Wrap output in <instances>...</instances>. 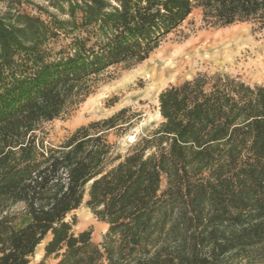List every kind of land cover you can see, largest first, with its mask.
Segmentation results:
<instances>
[{
    "label": "trees",
    "instance_id": "1",
    "mask_svg": "<svg viewBox=\"0 0 264 264\" xmlns=\"http://www.w3.org/2000/svg\"><path fill=\"white\" fill-rule=\"evenodd\" d=\"M0 4V264H31L44 242L37 264H264V84L215 74L169 86L160 123L125 153L110 136L132 127L127 108L54 145L44 128L193 9L264 30V0ZM82 204L107 226L100 243L73 232Z\"/></svg>",
    "mask_w": 264,
    "mask_h": 264
},
{
    "label": "rangeland",
    "instance_id": "2",
    "mask_svg": "<svg viewBox=\"0 0 264 264\" xmlns=\"http://www.w3.org/2000/svg\"><path fill=\"white\" fill-rule=\"evenodd\" d=\"M3 10L4 7L0 4V13ZM180 24L160 41L158 48L146 60L152 58L164 48L174 51L175 48L184 47L198 39L211 40L221 36L226 38L232 35L242 37L243 40L248 39L253 43L264 46V30L259 29L258 26L247 22L229 25L228 27L212 26L202 21V11L199 8L193 9L192 13ZM140 64L128 68L124 66L110 68L100 78L101 81L83 104L73 110L68 117L55 120L44 126L48 135V142L53 145L58 144L75 129L86 126L89 122L104 120L118 111L127 108L129 111L126 113V116L131 117L130 123H132V127L125 132L126 134L122 138H117L114 134L110 136V141H117V151L125 153L130 144L160 123L158 95L169 86H176V84L184 81H191L197 75L211 78L215 74L236 78L250 86L264 84V79H253L250 76H246L243 70L236 67L219 63L203 64L198 60L193 69L185 70L176 80L159 87L154 92H149L145 80L142 77L134 75V71ZM132 114L136 116L134 117ZM161 185L162 188H165L164 180ZM21 208V205L17 206L11 212L19 214ZM73 215L76 218L73 232L78 233L90 229L92 231L91 239L95 243H100L101 236L107 230V226L104 223L96 221L84 204L68 218ZM25 223L26 219L20 215L14 223V227L20 229ZM44 243L37 248L31 264L39 262Z\"/></svg>",
    "mask_w": 264,
    "mask_h": 264
},
{
    "label": "bare ground",
    "instance_id": "3",
    "mask_svg": "<svg viewBox=\"0 0 264 264\" xmlns=\"http://www.w3.org/2000/svg\"><path fill=\"white\" fill-rule=\"evenodd\" d=\"M219 63L243 70L253 79H264V46L242 37L228 36L211 40L198 39L170 51L164 48L134 71L142 77L149 92L176 80L185 70L193 69L197 61Z\"/></svg>",
    "mask_w": 264,
    "mask_h": 264
},
{
    "label": "crops",
    "instance_id": "4",
    "mask_svg": "<svg viewBox=\"0 0 264 264\" xmlns=\"http://www.w3.org/2000/svg\"><path fill=\"white\" fill-rule=\"evenodd\" d=\"M26 220H27V218H25ZM42 252H43V249H42ZM41 256H42V254H41Z\"/></svg>",
    "mask_w": 264,
    "mask_h": 264
}]
</instances>
